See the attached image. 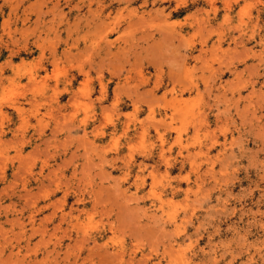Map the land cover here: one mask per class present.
Wrapping results in <instances>:
<instances>
[{
	"label": "rangeland",
	"instance_id": "1",
	"mask_svg": "<svg viewBox=\"0 0 264 264\" xmlns=\"http://www.w3.org/2000/svg\"><path fill=\"white\" fill-rule=\"evenodd\" d=\"M0 264H264V0H0Z\"/></svg>",
	"mask_w": 264,
	"mask_h": 264
},
{
	"label": "bare ground",
	"instance_id": "2",
	"mask_svg": "<svg viewBox=\"0 0 264 264\" xmlns=\"http://www.w3.org/2000/svg\"><path fill=\"white\" fill-rule=\"evenodd\" d=\"M114 29V28H113ZM115 30V29H114ZM112 32V31H111ZM108 34H110V33H108ZM56 96V95H55ZM53 97V96H52ZM175 100V99H174Z\"/></svg>",
	"mask_w": 264,
	"mask_h": 264
}]
</instances>
